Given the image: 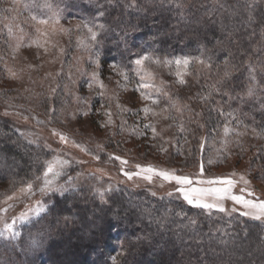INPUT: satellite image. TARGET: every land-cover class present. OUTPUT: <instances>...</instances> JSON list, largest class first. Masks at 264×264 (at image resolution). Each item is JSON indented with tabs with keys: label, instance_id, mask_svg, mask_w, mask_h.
<instances>
[{
	"label": "rangeland",
	"instance_id": "1",
	"mask_svg": "<svg viewBox=\"0 0 264 264\" xmlns=\"http://www.w3.org/2000/svg\"><path fill=\"white\" fill-rule=\"evenodd\" d=\"M95 4L96 0H0L5 67L0 89L9 93L6 99H0V114L28 140L45 147L47 161L59 158L69 162L56 181L68 189L63 195L29 194L27 183L0 198V209H8L6 213L0 211V228L23 214L31 217L26 223L17 220L15 238L0 233V264H48L52 245L74 229L72 220L58 216L59 204L73 207L76 199L108 204L119 186L144 189L157 197H175L188 204L180 187H208L201 181L231 179L235 195L257 203L264 201V179L254 178L250 170L256 154L254 134L226 126L227 133L224 128L212 139L199 136L198 161H190L187 150L199 121L183 120L186 113L181 106L189 105L187 83L179 82L174 64L163 63L177 58L144 54L153 60L145 61L139 79L133 83L122 79L100 57L98 37L92 40L88 31L92 27L98 36L100 25L105 27L102 15L94 13ZM110 27L114 34L120 33L117 25ZM191 70L190 65L187 70L180 69L185 81ZM160 88L183 95L186 102L177 100L176 111H172L169 97L155 91ZM145 108L151 111L146 113ZM58 133L67 141H62ZM238 142L244 150H238ZM149 167L187 176L193 183L178 185L164 180L155 172H146ZM124 172L134 175L129 179ZM145 176H151V180ZM30 182L33 189L39 185L36 179ZM39 202L47 205V211L37 217L31 210ZM223 207L225 211L204 210L255 219L244 214L250 209L231 199L224 200ZM259 220L264 222V218Z\"/></svg>",
	"mask_w": 264,
	"mask_h": 264
},
{
	"label": "trees",
	"instance_id": "2",
	"mask_svg": "<svg viewBox=\"0 0 264 264\" xmlns=\"http://www.w3.org/2000/svg\"><path fill=\"white\" fill-rule=\"evenodd\" d=\"M95 6L107 27L97 29L98 53L122 79L121 71L125 80L139 79L135 61L144 54L193 58L189 105L179 93L155 89L169 97L172 111L182 101L183 120L199 121L190 161H198L199 136L212 139L230 126L254 134L250 170L264 179V0H96ZM3 55L0 44V79ZM8 96L0 89V99ZM238 150H244L240 142ZM48 158L45 147L0 114V198L41 175ZM57 210L74 229L52 245L48 264H264L263 221L175 197L119 186L108 204L76 199L73 207L60 203Z\"/></svg>",
	"mask_w": 264,
	"mask_h": 264
},
{
	"label": "snow or ice",
	"instance_id": "3",
	"mask_svg": "<svg viewBox=\"0 0 264 264\" xmlns=\"http://www.w3.org/2000/svg\"><path fill=\"white\" fill-rule=\"evenodd\" d=\"M42 23H46V21H42ZM87 27V25H85ZM101 28H103V25H100ZM89 33L91 34V39L96 40L97 39V33L93 31L92 27L88 28ZM196 62L199 63H206L205 61L200 60L198 57L194 58ZM153 60L152 57L149 56H142L141 58L136 59L135 64L137 65V71L138 73L140 71H143V65L145 61ZM193 58H177L173 60L164 61L163 63L167 66L175 65L176 66V73L175 75L179 78V82L181 84L186 83L184 80L183 73L180 71V69L183 67V69L187 70L190 63L192 62ZM155 63H161L159 60H155ZM225 64H227V61H225ZM114 69L116 68L115 65L112 66ZM121 75L124 76L125 79H127V74L120 72ZM95 76V73L93 74ZM229 75L228 72H225V76ZM254 79V77H253ZM91 86V85H89ZM144 87H151L149 84H144ZM101 87L103 85L101 84ZM252 89H249V94H251ZM156 103V101H153ZM144 111L147 113L151 111V109L145 108ZM229 129L225 128V132L227 133ZM153 132H155V128H153ZM58 135H60L58 133ZM60 139L64 142L67 141V138L63 135H60ZM99 159V157H97ZM115 159L119 160L120 157H115ZM212 161H209L211 163ZM122 163H126V161H122ZM46 170L42 172V175L35 177V179L39 182L38 187L33 189V186L31 182L28 184L27 191L29 194L35 195V193L38 191L41 196H47L51 193L59 192L61 195L68 189L60 187L56 181L59 179V177L63 173V169L68 166L69 162L67 160L62 159H55L51 161H46ZM148 173L155 172L157 175L162 177L164 180L167 181H175L178 185H191L193 181L187 177V176H181V175H175L174 173H169L162 170H156L151 167L145 169ZM200 171L201 174L204 172V166L203 163L200 165ZM124 175L127 176L129 179H131L132 175L134 173H128L124 172ZM145 179L151 180V176H145ZM243 179V177H241ZM202 184L209 185L208 187H193V188H186V187H180L179 191L183 193V198L188 202L190 205H194L195 207L202 208V209H217L219 211H225V208L223 207V201L226 199H231L232 201L243 204L246 208L250 209L249 212L244 213L245 215H251L253 218L259 220L261 218H264V201L262 202H254L252 200L244 199L243 196L235 195L232 191V188L234 186V181L231 179H221L217 178V180H208V181H201ZM247 183V181H245ZM219 184L220 186H212ZM155 195V193H153ZM171 195V193L169 194ZM101 198L102 194H101ZM11 199V197H9ZM0 211L7 212L8 209H0ZM32 214L39 217L43 212L47 211V205L39 202L38 206L35 209H32ZM17 220L21 223H26L31 220V217L28 214H23L20 217L17 218ZM17 220H14L13 223L8 224L4 223L3 227L0 228V233L7 232L9 238H15L17 235L15 224ZM114 259V258H113Z\"/></svg>",
	"mask_w": 264,
	"mask_h": 264
}]
</instances>
